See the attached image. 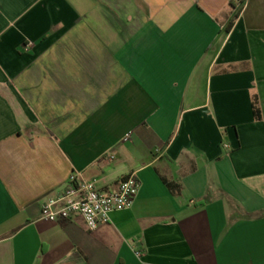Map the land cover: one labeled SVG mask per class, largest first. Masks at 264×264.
Instances as JSON below:
<instances>
[{"label":"crops","instance_id":"crops-1","mask_svg":"<svg viewBox=\"0 0 264 264\" xmlns=\"http://www.w3.org/2000/svg\"><path fill=\"white\" fill-rule=\"evenodd\" d=\"M240 1L0 0V264H264V0ZM130 174L97 230L40 219Z\"/></svg>","mask_w":264,"mask_h":264},{"label":"built area","instance_id":"built-area-1","mask_svg":"<svg viewBox=\"0 0 264 264\" xmlns=\"http://www.w3.org/2000/svg\"><path fill=\"white\" fill-rule=\"evenodd\" d=\"M232 4L236 11L242 7L240 0H233ZM139 188L140 182L135 174L122 178L115 188L108 190L97 188L93 182L71 178L58 198L43 204L40 219L58 223L76 218L83 222L87 231L93 232L108 224L112 214L130 210ZM135 255L140 257L141 252L135 251Z\"/></svg>","mask_w":264,"mask_h":264},{"label":"trees","instance_id":"trees-1","mask_svg":"<svg viewBox=\"0 0 264 264\" xmlns=\"http://www.w3.org/2000/svg\"><path fill=\"white\" fill-rule=\"evenodd\" d=\"M233 8H234V5H233ZM253 105H254V104H253ZM254 113H255L256 118H259V117H258V111H257V108H256V107H254Z\"/></svg>","mask_w":264,"mask_h":264}]
</instances>
